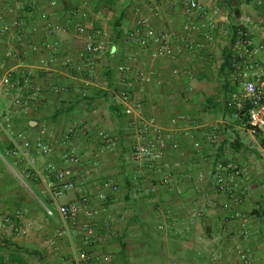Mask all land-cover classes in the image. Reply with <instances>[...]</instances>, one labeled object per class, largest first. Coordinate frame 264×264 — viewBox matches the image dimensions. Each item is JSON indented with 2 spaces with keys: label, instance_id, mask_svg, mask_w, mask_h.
Wrapping results in <instances>:
<instances>
[{
  "label": "crops",
  "instance_id": "1",
  "mask_svg": "<svg viewBox=\"0 0 264 264\" xmlns=\"http://www.w3.org/2000/svg\"><path fill=\"white\" fill-rule=\"evenodd\" d=\"M194 1L198 7L188 11V0H0V29L10 28L0 34V73L11 70L20 80L33 66L28 78L36 89V99L23 108L0 97V110L11 116L13 134L34 142L43 129L42 141L52 147L50 154L34 153L42 177L22 183L6 164L13 167L16 160L0 134V264H75L85 257L89 264H241L240 251L249 264H264V145L225 108L232 92L220 72L237 23L245 26L264 69V0ZM188 19L196 29L185 33ZM15 20L23 22L20 30L12 28ZM158 35L169 42L163 57L153 56ZM90 39L103 40L107 50L87 53ZM6 51L18 58H5ZM121 65L130 67L139 116H126L119 101ZM226 79L234 85L232 74ZM54 86L63 90L55 93ZM148 119L179 144L180 151L168 150V170L180 194L159 184L160 168L150 172L131 159L136 126ZM82 125L91 130L83 134ZM74 130L77 161L69 164L63 154ZM213 131L220 143L210 150ZM97 132L114 144L107 146ZM218 162L245 170L238 180L240 203L198 180ZM50 167L67 171L81 193L68 191L53 202L47 186L60 183ZM107 179L116 192L103 188ZM73 203L97 213L65 222L56 208Z\"/></svg>",
  "mask_w": 264,
  "mask_h": 264
},
{
  "label": "built area",
  "instance_id": "2",
  "mask_svg": "<svg viewBox=\"0 0 264 264\" xmlns=\"http://www.w3.org/2000/svg\"><path fill=\"white\" fill-rule=\"evenodd\" d=\"M52 6L55 2L50 3ZM198 7L194 0H188V11L194 10ZM141 26L146 25L145 20H141ZM23 26L21 20H15L12 28L20 30ZM58 27L56 26L55 29ZM196 29L195 25L190 19L184 24L183 30L185 33L193 32ZM79 32L83 31V28L78 26ZM10 28L4 25L0 29V34L9 33ZM224 33H227L224 30ZM148 36H152L153 33L148 31ZM230 48L233 52L234 69L232 73L233 84L237 87L235 92H232L225 102V108L230 112L233 119L239 120V113L247 109V124L255 129H259L264 137V69L259 61L254 56L256 50L252 39L249 36L245 26L242 23L234 25L231 34ZM155 42L159 44V49L153 54L154 57H163L169 50V42L165 35L155 36ZM20 39V38H19ZM138 43L142 46L147 44L146 39L138 40ZM53 45H57L56 42ZM200 46V45H197ZM185 47L188 50L193 49V44L185 43ZM262 48V47H260ZM84 49L87 53L97 56L107 50V45L103 40L92 41L88 40ZM7 59H17L18 54L6 51L4 54ZM39 64H43L40 61ZM34 67L28 66V72L22 75L20 80H14L13 73L8 70L4 73H0V97L10 98L13 106L23 108L28 106L31 102L36 99V89L30 86L29 75ZM119 73V84L121 86L119 92V101L123 104V112L126 116H133L140 114L141 105L134 101L131 92V83L128 79V73L130 67L128 65H121L117 68ZM142 76V73H138ZM88 83H84V88L80 93L82 98L88 95L87 93ZM29 89L30 95L27 97L23 96V91ZM53 91L55 93L61 92L58 86H54ZM80 129V130H78ZM77 130L83 134L87 133L89 129L86 125H82ZM92 131H96L95 128ZM74 131H70L67 134V144L63 154V159L69 164H74L77 161L76 149L72 144ZM0 134L5 136L8 145L10 146V154L16 160L11 167L8 163V167L12 170L15 176L22 182H25V178L28 176H39L36 167V158L34 153L37 155H46L52 152V147L48 146L42 141V137L45 131L42 129L39 133V137L36 141L30 142L29 139L21 133L13 134L12 131V120L11 116L0 110ZM100 139L108 145H113V140L103 132H97ZM136 142L131 153V159L134 163L143 165L148 171L153 172L158 168L162 170L159 184L170 190H174L177 194L181 193V189L173 186V176L169 172L170 163L168 161V150L172 149L180 151L179 144L171 139L169 133L159 127L154 119L141 120L136 126ZM220 143L219 135L213 131V133L207 137L208 149H215ZM1 158H3L0 155ZM201 159L205 162L206 157L201 156ZM166 169V171H164ZM50 171H54V179L60 183L56 186L55 182L49 183L47 186L48 194L50 199L55 202L59 197L64 195L65 192L76 190L77 194H80V189H76L75 181L69 176L67 171L62 169H55L54 167L49 168ZM245 170L235 163L230 162H218L211 169L210 172H199L197 178L199 181L209 180L210 184L220 193H224L227 196H231L236 203L241 202V198L237 195L238 180L244 174ZM104 189H110L113 192L118 190V186L111 180L107 179L103 182ZM152 192H155V187H152ZM100 199H104V194L99 195ZM84 202H87L83 198ZM58 214L65 222H74L79 213L84 212L86 217H91L96 214L97 211L91 208L82 207L78 204H61L56 208ZM46 214L48 216L53 215V210L49 207H45ZM242 235L247 237L248 232L245 229V223L242 224ZM88 240L86 243L91 241L92 233L88 229ZM239 258L241 264H249L248 256L246 252L240 251ZM75 264H89L88 259L85 257L83 260L78 259Z\"/></svg>",
  "mask_w": 264,
  "mask_h": 264
},
{
  "label": "trees",
  "instance_id": "3",
  "mask_svg": "<svg viewBox=\"0 0 264 264\" xmlns=\"http://www.w3.org/2000/svg\"><path fill=\"white\" fill-rule=\"evenodd\" d=\"M233 64H234V62H233V58H232V52L230 50H227L226 54L224 56V63L222 64L221 70H220L221 74L224 75V77L228 78L231 76V74L233 73ZM226 78H225V81H226L225 84H227V86L231 87L230 92H235L236 87L234 85H231V83H229ZM247 109L248 108H245L244 111L239 113V120L238 121L241 122L242 124L246 125L250 130H252L254 132V134L259 137L260 142L264 145V137L262 136V132L259 129H255V128L250 127L247 124V117H246ZM7 148L10 151V146H8Z\"/></svg>",
  "mask_w": 264,
  "mask_h": 264
},
{
  "label": "rangeland",
  "instance_id": "4",
  "mask_svg": "<svg viewBox=\"0 0 264 264\" xmlns=\"http://www.w3.org/2000/svg\"><path fill=\"white\" fill-rule=\"evenodd\" d=\"M13 173V172H12ZM14 174V173H13ZM15 175V174H14Z\"/></svg>",
  "mask_w": 264,
  "mask_h": 264
}]
</instances>
